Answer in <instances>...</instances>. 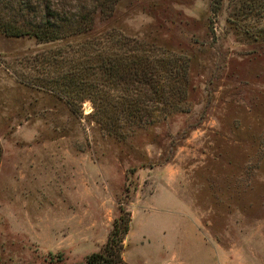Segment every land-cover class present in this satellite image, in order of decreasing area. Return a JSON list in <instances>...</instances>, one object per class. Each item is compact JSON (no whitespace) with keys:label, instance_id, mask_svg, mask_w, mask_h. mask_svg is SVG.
<instances>
[{"label":"rangeland","instance_id":"374dc122","mask_svg":"<svg viewBox=\"0 0 264 264\" xmlns=\"http://www.w3.org/2000/svg\"><path fill=\"white\" fill-rule=\"evenodd\" d=\"M242 1L121 0L50 42L0 30V264H86L121 207L128 264H264V12ZM106 34L188 68L181 100L120 137L55 83L56 54L69 70Z\"/></svg>","mask_w":264,"mask_h":264},{"label":"trees","instance_id":"16d2710c","mask_svg":"<svg viewBox=\"0 0 264 264\" xmlns=\"http://www.w3.org/2000/svg\"><path fill=\"white\" fill-rule=\"evenodd\" d=\"M120 1L13 0L12 4H1L0 0V30L9 36H34L41 42L84 35L93 29L97 15L112 16ZM255 1H242L245 13L264 12ZM109 39L113 42L107 35L91 44L78 45L69 70L65 68L67 57L56 54L54 60L59 61L63 73L55 83L59 94L74 102L91 99L101 124L119 136L124 124L139 128L154 123L159 120L156 113L168 111L169 101L173 103L169 99L181 100L188 68L177 60L155 55L157 48L153 45L147 47L127 37L122 38L125 44H109ZM120 211L103 250L88 255L86 264H128L122 250L131 217L124 208Z\"/></svg>","mask_w":264,"mask_h":264}]
</instances>
